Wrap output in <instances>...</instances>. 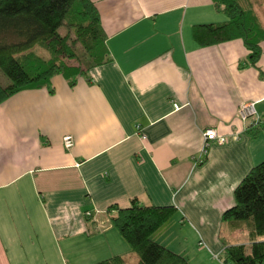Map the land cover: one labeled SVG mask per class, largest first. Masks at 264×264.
I'll list each match as a JSON object with an SVG mask.
<instances>
[{
    "label": "crops",
    "instance_id": "obj_1",
    "mask_svg": "<svg viewBox=\"0 0 264 264\" xmlns=\"http://www.w3.org/2000/svg\"><path fill=\"white\" fill-rule=\"evenodd\" d=\"M92 1L110 60L74 86L55 75L53 91L25 89L0 104V264L117 255L137 264L109 218L133 199L175 207L154 240L191 264H221L212 254L223 255L225 241L250 242L247 228L222 217L236 186L264 161V132L247 130L264 115V78L241 68L249 54L241 39L197 42V25L228 20L213 0ZM255 4L246 7L264 25V2ZM246 103L257 116L244 120ZM209 128L228 142L213 141L203 154ZM169 226L182 236L168 237Z\"/></svg>",
    "mask_w": 264,
    "mask_h": 264
},
{
    "label": "trees",
    "instance_id": "obj_2",
    "mask_svg": "<svg viewBox=\"0 0 264 264\" xmlns=\"http://www.w3.org/2000/svg\"><path fill=\"white\" fill-rule=\"evenodd\" d=\"M228 16L223 23L195 27V38L205 47L241 39L249 51L241 68L260 66L264 25L243 0H213ZM62 28L66 33H62ZM107 34L92 0H0V68L11 83L0 82V104L25 89L49 87L52 78L63 75L74 86L110 60ZM80 44L82 49L77 50ZM41 46L48 56L38 54ZM257 138L264 132V115L249 125ZM234 205L223 213V222L249 231L248 244L225 241L222 261L264 264V161L253 166L234 190ZM110 212V211H109ZM174 206H146L133 199L127 208L115 207L109 215L113 226L138 255L137 264H191L187 257L153 239V235L175 214ZM94 264H129L117 255Z\"/></svg>",
    "mask_w": 264,
    "mask_h": 264
},
{
    "label": "built area",
    "instance_id": "obj_3",
    "mask_svg": "<svg viewBox=\"0 0 264 264\" xmlns=\"http://www.w3.org/2000/svg\"><path fill=\"white\" fill-rule=\"evenodd\" d=\"M240 115L241 117L246 120L251 116H257V110L255 107V103H246L241 106L240 109ZM146 138V136H143ZM204 144H203V154H206L208 151V148L210 147L211 142L215 141L218 144H224L228 142V137L222 134H219L218 131L215 128H209L204 133ZM65 144L67 147H70L72 145V139L71 137L65 138ZM224 264H230V263H224Z\"/></svg>",
    "mask_w": 264,
    "mask_h": 264
},
{
    "label": "rangeland",
    "instance_id": "obj_4",
    "mask_svg": "<svg viewBox=\"0 0 264 264\" xmlns=\"http://www.w3.org/2000/svg\"><path fill=\"white\" fill-rule=\"evenodd\" d=\"M244 1V3L246 4V5H251V6H253V5H258V4H255L256 2H257V0H243ZM263 2H264V0H262ZM260 16L263 18V20H264V14L261 12V14H260ZM62 33L64 34V33H66V29L65 28H62ZM78 49H82V46L80 45V44H78L77 45V50ZM34 50L38 53V54H41V55H44V56H48V52L44 49V48H42L41 46H39V45H37V46H35V48H34ZM0 82L3 84V85H8V84H10L11 83V80L9 79V77L3 72V70L0 68ZM169 229H170V231H169V233L167 234V236L168 237H170V236H175V235H178L179 237L180 236H182L181 235V233H182V230L181 229H179V228H177V226H175V228L174 229H172V227L171 226H169ZM242 234H238V237H237V241H239V242H243L244 243V239H245V237L246 236H248L247 235V233H243V232H241ZM203 245H200V247H202ZM135 257L137 256L136 254L134 255ZM212 256H213V259L214 260H217V261H219V262H221V264H224V262L222 261V255L219 257V256H216L215 254H212ZM204 262H206V261H204ZM197 264H199V263H197ZM230 264H235L234 262H232V263H230Z\"/></svg>",
    "mask_w": 264,
    "mask_h": 264
}]
</instances>
